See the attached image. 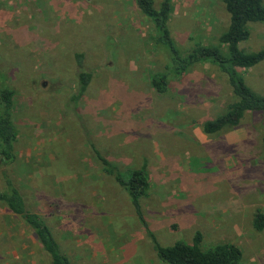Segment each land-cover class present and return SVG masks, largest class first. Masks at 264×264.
Instances as JSON below:
<instances>
[{"label": "rangeland", "instance_id": "1", "mask_svg": "<svg viewBox=\"0 0 264 264\" xmlns=\"http://www.w3.org/2000/svg\"><path fill=\"white\" fill-rule=\"evenodd\" d=\"M135 1H0V52L13 64L16 92L17 159L5 169L71 264H164L87 139L122 171L146 164L150 188L140 205L160 245L191 244L200 232L203 250L231 243L240 264H264V230L252 226L264 213V115L204 134L202 124L232 101L226 78L209 64L170 76L167 91L157 93L151 77L166 73L169 60ZM227 25L222 0L173 1L169 27L183 53L194 43L217 46ZM249 29L240 48L264 50V23ZM74 51L94 76L76 110L69 102ZM239 73L264 95V61ZM38 253L0 205V264H33Z\"/></svg>", "mask_w": 264, "mask_h": 264}, {"label": "trees", "instance_id": "2", "mask_svg": "<svg viewBox=\"0 0 264 264\" xmlns=\"http://www.w3.org/2000/svg\"><path fill=\"white\" fill-rule=\"evenodd\" d=\"M1 1V0H0ZM174 0H162L156 7L153 0H136V7L146 17L153 28L152 42L168 57L166 73H157L151 77V87L160 94L168 89L169 77H182L200 64H209L226 78L232 101L225 111L202 124V132L215 135L229 128L239 127L250 115H264V95L255 93L240 75V70H250L264 61V50L246 52L240 44L250 37L249 26L264 23L263 0H222L228 15L226 30L219 37V44L202 45L194 43L193 48L183 53L175 44L170 31V16ZM224 50H222V48ZM83 52L74 51L76 68L75 86L69 97L73 107L86 95L93 84V73L84 65ZM10 60L0 52V168L3 188L0 190V205L4 206L23 224L39 246V253L33 257V264H71L62 253L49 226L41 217L32 212L18 188L15 186L6 167L15 164L14 149L17 132L13 122L14 99L16 92L10 84ZM94 160L99 164L102 174L111 177L124 191L133 215L144 228L152 243L156 257L164 264H240L242 253L231 243L216 244L206 250L201 248L202 235L196 232L191 244L177 241L170 246L160 245L150 231L142 214L140 200L148 195L150 188L146 164L139 169L120 170L104 157L95 144L88 140ZM264 144V137L262 138ZM257 231L264 230V213L257 212L252 220Z\"/></svg>", "mask_w": 264, "mask_h": 264}]
</instances>
